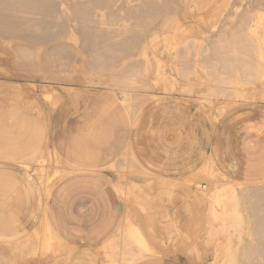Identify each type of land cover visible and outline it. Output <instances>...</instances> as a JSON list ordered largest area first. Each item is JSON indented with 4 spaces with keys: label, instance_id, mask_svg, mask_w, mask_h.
Segmentation results:
<instances>
[{
    "label": "crops",
    "instance_id": "0c3cea01",
    "mask_svg": "<svg viewBox=\"0 0 264 264\" xmlns=\"http://www.w3.org/2000/svg\"><path fill=\"white\" fill-rule=\"evenodd\" d=\"M19 87L41 92L25 81L1 80L0 103L17 98ZM4 91L7 96L1 95ZM100 91L74 90L56 101L41 92L46 117L56 119L55 141L51 134L38 137L41 127L35 118L11 111L7 113L15 123L11 124L0 109V264H122L123 256L128 257L127 264H191L201 259L200 251L208 255L205 262H211L207 247L214 232L229 226V220L233 225L224 230L240 229L233 230L238 235L225 231L231 237L258 233L255 226L264 221V211L254 212L257 218L247 210L234 209L239 214L230 215L233 211L222 206V200L245 196L251 208L254 194L264 187V104H260L264 102L239 103L219 116L210 134L208 157L229 188L214 184L202 188L195 164H182L185 172H181L173 157L164 160L160 152L152 110L160 96L133 112L114 93ZM98 103L103 104L100 112L86 117ZM69 118L77 120L73 128ZM18 137L28 138L30 146L40 144L25 165L5 154V142ZM39 156L46 168L37 166ZM67 172L71 173L63 177ZM222 217L229 220L220 229ZM254 218L258 221L253 226ZM144 251L158 254L141 257ZM250 251L247 256L257 260ZM248 257L228 261L243 263Z\"/></svg>",
    "mask_w": 264,
    "mask_h": 264
},
{
    "label": "bare ground",
    "instance_id": "6f19581e",
    "mask_svg": "<svg viewBox=\"0 0 264 264\" xmlns=\"http://www.w3.org/2000/svg\"><path fill=\"white\" fill-rule=\"evenodd\" d=\"M263 16L264 0H0V77L51 82L53 101L73 92L64 85L125 90L133 112L157 91L197 95L215 120L235 102H264ZM258 195L251 208L233 195L222 206L256 217ZM259 224L252 237L214 232L212 264H264Z\"/></svg>",
    "mask_w": 264,
    "mask_h": 264
},
{
    "label": "rangeland",
    "instance_id": "374dc122",
    "mask_svg": "<svg viewBox=\"0 0 264 264\" xmlns=\"http://www.w3.org/2000/svg\"><path fill=\"white\" fill-rule=\"evenodd\" d=\"M223 12L231 13L233 11L225 10ZM213 18H218V20H220V19H224L225 17L223 18V17L213 16ZM1 80H19V79L0 77V81ZM28 83L35 85L42 92V94L45 95L46 98H51L53 96V94L50 93L51 91L53 90L60 91V89H56L57 85L51 82L43 81L41 83H32V82H28ZM64 87L65 88L67 87V89H70L73 91L74 90L81 91V89L83 88H85V90L87 91H92V92H97L98 90H101L100 92H102L103 90L107 92H112L118 95V97L120 98H122L121 94L127 92L125 90L117 91L111 88L106 89L102 87H87L86 88V87L76 86V85L74 86L64 85ZM16 91H17V96L15 97L17 98L13 99L12 101L8 103H3V102L0 103V109L4 111L3 113H5V115H3L5 116L4 117L5 122L11 120V124H15L12 119V116L10 114H7V113H11V111H13L12 113H16L17 115H20V116L25 115L26 117H29L31 119L35 118L37 125L41 127V130H39L40 133L38 134V137H44L45 134L46 135L51 134V136L56 137L54 138L53 141H55L56 139L58 140L59 134L57 132V126H56L57 124H56V121L54 122V120L56 119L52 121L50 116L46 117L47 111H46L45 103L43 102V99H42L43 97H42L41 92H39L36 89L33 90L30 88H26V87H19L16 89ZM177 94L179 93L157 91L156 93H150L149 97L146 99L147 101L151 98L160 96V98L158 99L159 104H156V108L153 107L152 110H154L153 116H155L156 118L154 120L156 123L154 128L155 130L157 129L159 130L158 135H157L159 139L157 141L159 144L160 152L162 156L164 157V160H167L169 155L173 157L172 162L175 163L177 167H180L181 172H185V169L183 168L182 164H186V165L195 164L200 173V176L198 177V180H199L198 184L202 188H205L206 186L210 184H214L219 188H224V189L229 188V185L224 180V178L211 165V162L208 157V143H209L210 134H211V131H212V128L215 122L217 121L219 117L216 118L213 123L210 122L208 114L206 112L208 111V108L206 105H204L201 102L200 96L194 95V96L184 97L186 96L184 95L182 97V96H179L180 94L179 95ZM1 95L7 96L6 91H4V93ZM188 97L194 99L196 102L193 101L192 99H188ZM19 98H21L20 100H25V101L28 100L32 104L30 106L28 105L26 106L23 102H20ZM210 100L215 101L214 98H210ZM244 102H256V101H239L237 103L235 102L231 106L239 104V103H244ZM257 102H262V101H257ZM75 104L77 105L76 102ZM79 104H80L79 106L81 107L83 102L80 101ZM260 104H264V103H260ZM231 106H228L226 109L230 108ZM102 107H103V104L101 105L100 103H98L97 105H93L92 110L86 112V117H90V116L94 117L96 115L95 113L100 112ZM104 112L106 114L108 113L107 110H105ZM41 114L44 115L43 119L40 118ZM15 118H18V116H15ZM76 124H77V120L73 118H69L68 120L69 128H73ZM11 140L13 143L5 142V146H4L5 154L7 156H10V158L12 159L18 160L22 164H24L25 159L29 157L35 151V149H37L40 145L37 142L38 144L35 143L33 146H30L29 139L23 138V137H21V139L18 137V138H13ZM37 164H38L37 165L38 167L42 165L44 168H46V166H48L45 163V159L41 156L37 158ZM26 165L29 168H32L33 171L39 177L42 175L40 172H38L33 167H30L28 164ZM70 173L71 172H67L66 175H64L63 177L69 175ZM263 190H261V192ZM262 193H264V191ZM118 234L119 235H117V240L121 241L120 232H118ZM193 237L191 239H193ZM138 247L140 246L138 245ZM201 247L204 248V245H202ZM155 254H158V253L144 251V254L141 257L155 255ZM200 255H201L200 260H195V261L189 260L190 263L191 264H212L214 262V261L205 262L209 258H208V255L205 254L204 252L202 253L200 251Z\"/></svg>",
    "mask_w": 264,
    "mask_h": 264
}]
</instances>
